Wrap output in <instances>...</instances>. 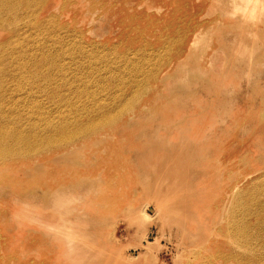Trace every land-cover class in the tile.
Instances as JSON below:
<instances>
[{"label": "rangeland", "instance_id": "rangeland-1", "mask_svg": "<svg viewBox=\"0 0 264 264\" xmlns=\"http://www.w3.org/2000/svg\"><path fill=\"white\" fill-rule=\"evenodd\" d=\"M44 4L38 15L31 0V23L4 53L17 57L0 58V70L31 68L19 87L0 77L3 107L18 103L27 115L31 106L40 133L88 130L62 149L35 141L12 174L20 156L0 155V264L216 263L227 219L261 224L252 197L236 198L261 186L254 197L264 206V11L244 18L221 0ZM9 16L0 11V44ZM243 27L257 37L236 42ZM179 157L191 179L180 186L190 190L185 208L152 183V160L176 158L177 167ZM167 202L180 207L163 213ZM75 223L81 237L65 228ZM81 239L101 254L76 260L67 242Z\"/></svg>", "mask_w": 264, "mask_h": 264}, {"label": "bare ground", "instance_id": "bare-ground-1", "mask_svg": "<svg viewBox=\"0 0 264 264\" xmlns=\"http://www.w3.org/2000/svg\"><path fill=\"white\" fill-rule=\"evenodd\" d=\"M47 0H38L37 9L34 10V13L39 15V12L42 8L46 6L44 4ZM222 6L226 9H233L237 13L243 11L244 18L258 14L261 11H264V0H221ZM22 7H27V11L21 12ZM19 13H18V11ZM0 11L9 13V19H5L6 24L8 25L9 36L6 37V40L0 44V58L11 59V56L17 54H12L11 56L6 55L4 53L9 52L10 47L13 45V41L18 37L21 39V35L19 34L18 26H21L22 23H31V0H0ZM35 22H37L38 18L35 16ZM243 17L238 20L234 19L232 22V30L237 29V25L240 26V23L243 21ZM217 23H220L217 20ZM260 26V24H258ZM6 25H0V29H5ZM237 35L234 40L237 42L243 41V37L249 36L257 37L258 33L253 29L242 28V31H237ZM20 71L21 73L28 74L24 76L27 78L23 79L22 77H16L12 73L13 71ZM31 68L30 65H22V64H7L0 70L1 76L10 77V82H12L15 86H22L24 82H31ZM20 73V74H21ZM2 79L0 78V81ZM6 91L4 88V81L0 82V92ZM3 100L0 98V155H7L5 160L13 161L15 156H20V161L18 165L14 166V169L11 170V174L18 170L19 163L26 161L29 163L31 158V151L35 148H40L35 141H45L46 146L44 148H64L65 146L70 145L74 140H77L84 136L87 133L85 127H76L71 130L65 126H56L52 125V128L41 132L33 128L31 130V106L29 107V113L26 117L29 119L28 122L23 120L25 117L23 114L16 113L14 110L18 109L19 104L14 103L9 106L7 109L3 107ZM108 118L100 119L99 121H95L93 124L102 125L106 123ZM107 134L106 136H108ZM44 136V137H43ZM101 136H105L102 134ZM105 136V137H106ZM31 140L33 143L31 144ZM87 140H84L85 143ZM71 146V150L72 151ZM42 148V149H44ZM65 152V151H63ZM42 156V155H41ZM188 157V156H187ZM3 158V157H2ZM153 159V156H152ZM157 157L154 158L156 160ZM1 159V161H4ZM177 159L171 160L169 158H164L160 160V162L156 163L152 160V163L156 165L153 168L156 178L152 181L155 188L161 189V186L166 185L165 191L168 193L169 191H173L174 194L171 196L175 201H179L180 206L184 207L187 204L188 198L190 196V190L185 187H180L182 184L186 183L187 180L191 182V179L188 175V171L185 168V158L179 157V162L177 167L173 165V161L175 162ZM27 167H30V165ZM7 189L11 187V178L8 182L5 176H3ZM2 191V189H0ZM0 191V192H1ZM262 191V187H253L248 189L247 191L239 193L236 199L239 201L246 200L249 196L252 197V206L249 207L250 210L254 212L262 213V218L260 219V225H250L246 224L245 226L239 227L234 219H227L225 224H223L218 231L219 237H221V245L226 248L225 251L219 249L216 252L218 255L217 262H213L212 260L206 262L204 264H264V206H261L258 203L259 197H254ZM242 195H245L242 198ZM254 197V198H253ZM235 199V201H236ZM237 200V202H238ZM178 205H174L170 202H167L162 208L163 213H168L170 210H174L178 207ZM174 208V209H173ZM185 208V207H184ZM223 216V213L222 215ZM225 218H222V222ZM80 227V228H79ZM65 228L68 230L78 232L81 237L83 228L80 224L77 226L76 223L73 225H67ZM219 240V239H218ZM92 244V245H91ZM89 240L81 239V242L74 243L73 240H69L67 242V246L69 250H72V256L78 260L79 262H88L91 261L94 257L98 256L99 253L97 249L101 247H97L95 243H91ZM100 250V249H99ZM101 252V250H100ZM101 256V255H100ZM211 257V256H210ZM208 261V260H207Z\"/></svg>", "mask_w": 264, "mask_h": 264}]
</instances>
